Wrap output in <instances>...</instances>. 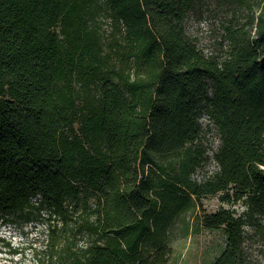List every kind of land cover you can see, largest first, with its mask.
<instances>
[{"label": "trees", "instance_id": "1", "mask_svg": "<svg viewBox=\"0 0 264 264\" xmlns=\"http://www.w3.org/2000/svg\"><path fill=\"white\" fill-rule=\"evenodd\" d=\"M225 1L243 12L207 53L186 29L198 0H0V217L48 222L42 264H165L174 220L219 193L246 209L202 217L227 238L212 264H249L245 227L264 233V0ZM202 107L218 169L195 177L212 157Z\"/></svg>", "mask_w": 264, "mask_h": 264}, {"label": "rangeland", "instance_id": "2", "mask_svg": "<svg viewBox=\"0 0 264 264\" xmlns=\"http://www.w3.org/2000/svg\"><path fill=\"white\" fill-rule=\"evenodd\" d=\"M243 11L225 0H198L186 20V29L200 48L207 51L225 52L228 42L221 44L225 34L224 26L233 14ZM109 31V24H105ZM1 99V97H0ZM202 138L212 150L219 145L220 134L216 127H209ZM214 157L205 160L197 168L195 177L208 176L217 168ZM203 205L194 210L181 213L169 230L167 252L169 260L165 264H212L226 246V234L223 228L209 230L202 226L201 219L221 207L237 209V214L246 209V205L227 203L221 200V194L210 195L201 199ZM51 223H57L52 220ZM247 238L244 243L249 264H264V233L246 226ZM48 222L35 214L32 218L16 214L0 217V264H42V257L48 243ZM87 236L81 240V243Z\"/></svg>", "mask_w": 264, "mask_h": 264}, {"label": "built area", "instance_id": "3", "mask_svg": "<svg viewBox=\"0 0 264 264\" xmlns=\"http://www.w3.org/2000/svg\"><path fill=\"white\" fill-rule=\"evenodd\" d=\"M205 52H209V51H207V50H205ZM222 54V56L224 55V53H221ZM226 55H224V57H225ZM210 91H211V88H210ZM199 121L201 122V124H202V126H203V128H204V130H209V127H215V124L213 123V121H212V118H211V116H210V114H209V112L206 110V108L205 107H202V109H201V113H200V115H199ZM220 142V141H219ZM219 146V145H218ZM218 146L215 148V149H213L212 150V157H214V153H215V151L218 149ZM209 152V151H208Z\"/></svg>", "mask_w": 264, "mask_h": 264}]
</instances>
